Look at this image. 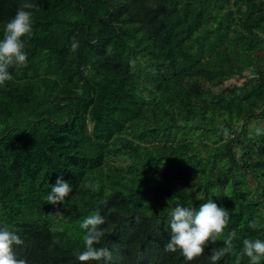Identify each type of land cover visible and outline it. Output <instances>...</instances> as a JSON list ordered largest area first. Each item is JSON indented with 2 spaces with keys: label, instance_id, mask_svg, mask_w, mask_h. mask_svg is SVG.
<instances>
[{
  "label": "trees",
  "instance_id": "trees-1",
  "mask_svg": "<svg viewBox=\"0 0 264 264\" xmlns=\"http://www.w3.org/2000/svg\"><path fill=\"white\" fill-rule=\"evenodd\" d=\"M20 3L0 0V38ZM32 3L26 66L0 86V228L23 240L16 257L81 264L79 225L97 212L111 259L87 264H212L235 231L216 262L234 264L244 238L264 240V0ZM57 178L72 192L46 203ZM209 199L229 211L224 234L190 262L165 251L171 209Z\"/></svg>",
  "mask_w": 264,
  "mask_h": 264
},
{
  "label": "clouds",
  "instance_id": "clouds-1",
  "mask_svg": "<svg viewBox=\"0 0 264 264\" xmlns=\"http://www.w3.org/2000/svg\"><path fill=\"white\" fill-rule=\"evenodd\" d=\"M37 6L32 0H21L15 15L9 19L3 27V36L0 38V86L12 80L8 69L10 66L17 68L26 66L27 55L24 52L22 37H31L33 34V11ZM77 47L74 42L73 50ZM261 134V130H256ZM227 134V130H225ZM86 188L93 191L99 189V183H86ZM72 186L61 178H57L51 186L50 192L44 197L46 203H63ZM169 239L165 245V251L175 252L180 250L187 261H192L204 253L205 245L215 242L224 234V229L229 223V211L224 207H218L209 199L200 204L199 208L186 207L177 204L169 212ZM105 219L98 212L87 216L80 223V228L86 230L83 236L84 250L76 254V259L81 264L89 261H107L111 259V252L107 247H96L105 235L102 227ZM253 229L259 226L258 220L250 222ZM235 231H230L223 240V247L214 248L210 254L212 264H216L223 256L234 250L233 240ZM23 240L7 228H0V264H27L26 260L18 259L13 251L14 245H22ZM247 257L249 264H261L264 260V240L244 238L242 248L236 253L234 264H241V259Z\"/></svg>",
  "mask_w": 264,
  "mask_h": 264
}]
</instances>
